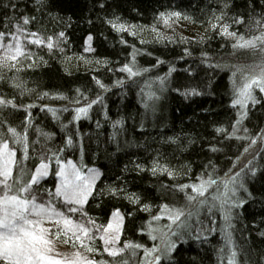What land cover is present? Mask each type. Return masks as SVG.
Segmentation results:
<instances>
[{"label": "trees", "instance_id": "trees-1", "mask_svg": "<svg viewBox=\"0 0 264 264\" xmlns=\"http://www.w3.org/2000/svg\"><path fill=\"white\" fill-rule=\"evenodd\" d=\"M160 12L179 15L165 21ZM24 14L35 17L28 34L37 33L44 43L22 39L26 51L0 64V96L27 106L0 104V136L11 137L8 147L15 148L18 162L14 171H23L24 179L41 158L58 153L60 161L71 160L85 175L93 168L98 172L95 195L76 206L83 212L71 215L84 220L86 213L101 227L89 224L88 234H78L85 244L69 231L56 238L83 249L99 264H136L154 244L152 256L161 255L155 264H232L230 257L235 264H264V139H251L264 127V94L255 87L256 102L249 100L243 110L230 102L239 96L245 68L260 58L261 45H237V37L220 31L227 25L244 40L264 35V0H0V31H15L9 20ZM110 20L127 27H113ZM61 32L67 39L59 37ZM88 33L92 39L86 43ZM189 88L197 91L185 95ZM98 95L102 101L93 104ZM85 103L91 105L86 114L74 118ZM245 110L236 135L229 136L238 112ZM116 120L121 123L114 125ZM221 125L222 133L216 131ZM8 126L20 138L3 132ZM134 158L145 168L137 171ZM48 160L40 187H54L58 180L57 157ZM251 160L256 172L246 173L243 167ZM156 162L159 168L153 172ZM241 173L244 188L229 195L244 203L224 207H232L229 222L215 197L225 192L226 183L229 189L237 187ZM201 178L212 181L202 197L205 204L187 201L190 187H175ZM111 187L124 195L111 194ZM133 193L140 197L135 203L127 198ZM141 203L151 207L145 211ZM54 204L68 214L60 197ZM173 208H186L192 215L182 217L183 224L164 222L165 212ZM115 209L121 216L117 245L124 250L112 255L105 250L101 228ZM157 222L164 227L162 234ZM178 233L184 236L179 242ZM170 243L176 246L164 255Z\"/></svg>", "mask_w": 264, "mask_h": 264}, {"label": "snow or ice", "instance_id": "snow-or-ice-1", "mask_svg": "<svg viewBox=\"0 0 264 264\" xmlns=\"http://www.w3.org/2000/svg\"><path fill=\"white\" fill-rule=\"evenodd\" d=\"M38 2V0H37ZM11 7L13 9L18 7V4L12 3ZM169 15H179V13H169L166 15L164 12H160L159 16L162 17L165 21L168 20ZM240 20H243L244 17H240ZM35 20L34 16H29L27 14L21 16H14L9 20V23L12 24L15 31H0V41H6L7 47L4 49V52L0 53V64H6L7 59L10 58L13 61L16 60V57L21 55L26 51V49L22 46L21 40L31 41L33 43H44L43 40L38 38V34L33 32L29 33V24ZM14 21V23H13ZM112 24L113 27H127V25H118L114 23V21H108ZM212 27H218V25L213 22ZM220 31L224 35L237 37L236 43L241 46H249L256 45L257 38L252 37L248 40H244L242 35L238 36L236 32H230L228 30L227 25L220 26ZM259 35V34H258ZM8 37H12V39H8ZM59 37L63 39H67L64 33H59ZM92 39V33H88V36L85 39V42L88 43ZM259 39L264 41V35H259ZM127 43L126 41H123ZM49 48L53 47L51 37L47 40ZM15 45V47H13ZM0 47H3V44H0ZM188 50L185 49V53L187 54ZM11 53H14L10 55ZM204 55H207L206 53ZM208 61H205L207 63ZM107 63V61H105ZM161 63L160 60H157V64ZM31 66V65H29ZM123 68L128 71L130 74L132 73V69L128 64H124ZM170 72L172 69L170 68ZM247 75V74H246ZM160 79V77H157ZM97 84H100V81L97 79ZM115 83H120L117 80ZM255 84L257 88H259L260 92H264V70H262L260 75H253L250 80L245 82L243 86L237 91L240 95L237 98L232 99L230 102L232 105H240L242 108L244 105L248 104L249 100L255 103V97L252 94V85ZM101 87H105L101 84ZM177 92H180L181 89L177 88ZM197 89L189 88L184 90V94L188 95L189 93H195ZM62 95V94H61ZM261 100H264V97H261ZM97 101H102L101 96H96L95 100L92 103H96ZM0 104L9 105L13 104L15 107H27L26 105H14V101L11 98H5L0 96ZM91 105L85 103L80 108H77V116L74 118H78L80 114H86L87 109ZM47 107V105H45ZM247 111L238 112V119L232 122L233 131L228 132L229 136L236 135V127L240 122V118L246 116ZM29 117L25 116V120H28ZM115 124H120V120H116L113 122ZM7 124V121L4 122ZM259 127V126H258ZM217 132H223V125L216 128ZM244 131H248V129H244ZM5 133H11L12 136L20 138L21 133L17 132L15 127L8 126L3 129ZM257 137H261L264 139V127L261 128V131L256 132L254 136L251 137L253 142H255ZM9 137L8 139H4L0 136V264H97V262L91 258H82L79 252L74 254L73 259H65L59 256H54L52 253L55 251L53 248V240L58 236H67V229L69 227L74 228L75 232L73 234L74 240H79L81 244H85V239L81 238V235H77L76 233H81L82 235H86L91 231V228L85 226V221L82 219L80 221L72 220V213L76 211L83 212L82 208L73 207L72 205L80 206L85 204L89 196H94L95 193L92 191V185L95 182L97 177V170L95 168L91 169L89 174L85 175L80 171V169L71 161L67 162V165L64 164L63 161L58 159V153H48L47 157L41 158L39 164L34 165V170L30 171L27 174V177L22 179L24 176L23 171L19 174L14 171V165L18 162L15 157V148H9ZM169 140L173 139L172 137L168 138ZM73 140L71 137L68 138L67 144L71 145ZM210 149L215 150L216 145L210 144L208 145ZM63 151V148H61ZM56 156L57 163L60 166L59 170L55 172V176L59 179L55 181L54 187H40L41 179L44 176L48 175L46 169L49 166L50 160L48 157ZM48 160V162H46ZM134 167L137 171L145 168L144 165L135 163V158L133 160ZM159 168L158 162H156V167H154L153 172H155ZM164 170V169H159ZM252 173L256 172V168H250ZM168 175H175L174 172L168 171ZM233 180H235V173H233ZM212 183L211 179L204 180L201 178L196 184H180L175 187L184 189L191 188V193L187 195V201L189 202H198L199 204H205L206 199L204 197V193L208 190V186ZM239 188H244L243 182H238ZM111 194L122 196L124 193L120 188L111 187L108 190ZM238 191L236 186L232 188L227 187V183L225 184V192L218 193L215 197L216 200L220 201V207L222 211L225 212V220L230 222V218L232 216V207H236L240 204L244 203L242 199H232L229 193H235ZM60 197L63 200L62 207L67 209L68 215H65L60 209L55 207L54 198ZM131 202L135 203L140 200V197L136 194H128L127 197ZM213 206H215V201L212 202ZM225 204H229L232 207L224 208ZM139 207L144 208L145 211L148 210L151 205H145L143 203L139 204ZM162 207H167V205H163ZM209 213H211L212 208L208 209ZM173 215L170 216V219L178 221L179 224H183L184 220L181 219L184 217L185 219L188 216H191L192 213L187 211L186 208H173ZM163 214V213H162ZM113 215L117 218H120L119 209L113 210ZM131 215V213H128ZM84 217L87 219V223L94 227H101L96 224L94 219L87 218V214L84 213ZM154 219V218H153ZM50 221L45 224L43 221ZM61 220L63 222L64 227H60ZM55 221V223H52ZM179 225H177L178 227ZM108 227H112V221L109 220L108 225L105 226V230ZM140 231H145L144 228H141ZM264 235V233H262ZM111 239V237H109ZM183 233H178L176 236V241L179 242L183 240ZM199 239V237H197ZM69 242V241H65ZM126 243H131L126 242ZM175 243H170L165 246L163 249V254L167 255L175 248ZM138 248H144V245L138 244L136 245ZM88 251H100V249H92L88 248ZM110 252L112 255H115L116 252H121L124 249L116 248L113 250L112 248L105 249ZM157 245H153L150 249H147V252H156ZM235 251V250H233ZM232 264H235V260L232 259ZM161 260V255L157 254L152 258V264H155L156 261Z\"/></svg>", "mask_w": 264, "mask_h": 264}, {"label": "rangeland", "instance_id": "rangeland-1", "mask_svg": "<svg viewBox=\"0 0 264 264\" xmlns=\"http://www.w3.org/2000/svg\"><path fill=\"white\" fill-rule=\"evenodd\" d=\"M257 38V44L256 45H249V46H259V45H261V46H259V51H260V58L259 59H257V61L256 62H254L253 64H251V66L250 67H246L245 68V70H244V83L245 82H247L248 80H250V78L253 76V75H260L261 74V72H262V70H264V41H261L260 39H259V36L258 37H256ZM248 40V39H247ZM0 44H3V47H0V53H2V52H4V49L7 47V44H6V41H0ZM13 47H15V45H13ZM12 54H14V53H11L10 55H12ZM7 59V62L6 63H8V62H10L12 59H10V58H6ZM247 74V75H246ZM243 83V84H244ZM256 87V85L255 84H253L252 85V90L254 89ZM262 94H264V92H262ZM239 95H240V93H239ZM245 106V105H244ZM244 106H243V108H244ZM241 107V106H240ZM241 109H242V107H241ZM243 110V109H242ZM244 159V158H243ZM242 159V160H243ZM242 160L241 161H239V163L240 162H242ZM246 161V159H244V162ZM68 162V161H67ZM67 162H64V164L65 165H67ZM243 162V163H244ZM252 160L251 161H249V162H247V163H245V167H243L244 168V170H245V172L247 173H249L250 172V168H251V165H252ZM89 174V173H88ZM87 175V174H86ZM242 173L241 174H239L238 176H237V178H236V180L238 181H240V182H243L242 181ZM58 178V177H57ZM59 179V178H58ZM237 185V187H238V184H236ZM238 189H239V187H238ZM61 200H62V198H61ZM62 202H63V200H62ZM64 203V202H63ZM73 207H76V205H72ZM228 206V204H225L224 205V207H227ZM165 214L166 215H164V222H172L173 221V219H170V216H172L173 215V212L172 211H166L165 212ZM68 215V214H67ZM72 220L73 221H80L79 219H74L73 217H72ZM109 220H111L112 221V227H108V228H106V230H105V226H107L108 225V222H109ZM108 220V222L105 224V226L103 227V228H101V236H102V238H103V241H104V243H105V249H107V248H112L113 250H115L116 248H119L118 247V245H117V240H118V237H119V234H120V229H121V216H120V218H117L116 216H114L113 214L111 215V217H110V219ZM84 221H85V226L86 227H89V228H91L90 226H89V224L87 223V219L84 217ZM50 221H47V220H45V221H43V223H45V224H47V223H49ZM52 223H55V221H52ZM60 227L61 228H63L64 227V225H63V222H62V220H61V223H60ZM160 227V225H159V223L157 222L156 224H155V228L156 229H158ZM92 229V228H91ZM67 231H69V233H71V234H74V232H75V229L74 228H71V227H69L68 229H67ZM158 232L159 233H163L164 232V227L163 226H161V228H159L158 229ZM77 235L78 234H80V233H76ZM109 237H111V239H109ZM161 241H164V239H162ZM52 246H53V248L55 249V251L52 253L54 256H59V257H61V258H65V259H73L74 258V254L76 253V252H79L80 253V256L82 257V258H89L88 257V255H87V253H86V251H84L83 249H80V248H78V247H76V248H73V247H69V246H66L65 244H63L62 242H60L57 238H55L54 240H53V244H52ZM108 252V251H107ZM108 253H110V252H108ZM151 255V256H150ZM150 255H146L145 256V258L143 259V254H142V259H139L138 261H137V263L136 264H152V258L155 256V255H153L152 256V253L150 252ZM97 264H99V263H97Z\"/></svg>", "mask_w": 264, "mask_h": 264}]
</instances>
